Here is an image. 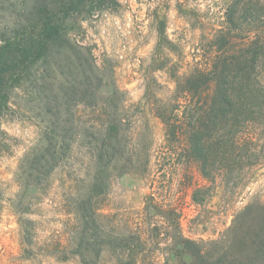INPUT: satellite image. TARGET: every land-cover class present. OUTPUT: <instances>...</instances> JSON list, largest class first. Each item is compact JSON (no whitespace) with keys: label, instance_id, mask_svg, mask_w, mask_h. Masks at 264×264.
Masks as SVG:
<instances>
[{"label":"trees","instance_id":"trees-1","mask_svg":"<svg viewBox=\"0 0 264 264\" xmlns=\"http://www.w3.org/2000/svg\"><path fill=\"white\" fill-rule=\"evenodd\" d=\"M120 2L0 0V155L8 153L3 122L16 105L40 118L42 129L12 175L19 260L149 264L157 249L165 264H264V202L237 211L219 239L194 241L183 236L180 206L161 183L179 178L196 205L220 187L228 204L264 167V0H231L201 60L170 71L174 86L164 99L150 74L157 59L150 60L141 108L118 85L115 60L99 62L92 46L69 36ZM157 34L161 45L164 21ZM125 175L151 190L137 217L105 209L111 186ZM46 205L55 212L52 231L38 214ZM156 218L168 229L162 248L154 242Z\"/></svg>","mask_w":264,"mask_h":264},{"label":"rangeland","instance_id":"rangeland-1","mask_svg":"<svg viewBox=\"0 0 264 264\" xmlns=\"http://www.w3.org/2000/svg\"><path fill=\"white\" fill-rule=\"evenodd\" d=\"M230 1L121 0L117 10L83 20L73 31L71 27L69 36L82 45L92 46L99 62L104 55L114 59L118 85L128 91L132 103L141 108L144 106L142 99L145 86L144 70L150 64V60L157 59L156 67L150 74L156 78L155 88L160 98L164 99L174 86L170 71L176 69L182 72L201 60L206 37L222 20L224 10ZM159 21L165 22L166 31V40L162 41L161 45L158 44L157 37ZM169 42H172V46ZM140 60L145 61L142 68ZM15 102L18 104V99ZM13 108L14 113L4 119L2 126L6 134L5 145L8 153L0 155V264H34L19 260L21 252L18 224L9 207V201L18 191V187L12 182L13 172L18 167L20 157L33 144L42 129L38 125L41 123L40 118L23 112L19 105ZM135 109L137 108L133 111ZM154 132L159 142V138H162L160 127ZM193 180L198 184L202 183L195 171ZM161 183L167 192L172 190L174 201L180 206L183 236L194 241L207 242L219 239L231 225L237 211L251 200L264 202V167L255 172L250 182L228 204L224 203L220 187H217L203 204L196 205L191 200V188L188 189L186 196L183 195V186L179 178L172 180L168 175ZM150 192L141 179L125 175L111 186L105 209L120 217L125 213L140 216L145 208V198ZM44 201L46 202L45 199ZM38 214L44 221L43 225L47 231L58 228V225H54L55 212L51 206H44ZM31 218L34 219L35 216ZM142 219L143 217L138 221L142 222ZM153 222L158 226V230L153 234L154 242H158L162 248L168 243V229L157 218ZM47 231L44 234L48 235ZM147 263L165 264L163 252L154 249L149 254ZM40 264L80 262L74 258L60 263L44 260Z\"/></svg>","mask_w":264,"mask_h":264}]
</instances>
